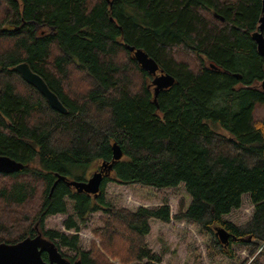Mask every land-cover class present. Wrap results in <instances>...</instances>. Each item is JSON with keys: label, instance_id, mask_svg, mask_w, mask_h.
I'll return each mask as SVG.
<instances>
[{"label": "trees", "instance_id": "16d2710c", "mask_svg": "<svg viewBox=\"0 0 264 264\" xmlns=\"http://www.w3.org/2000/svg\"><path fill=\"white\" fill-rule=\"evenodd\" d=\"M262 1L0 0V155L24 164L0 173V243L40 231L59 249L77 251L82 264H109L93 248L82 250L78 233L45 229L47 217L67 213L72 202L66 229L79 232L102 211L108 216L97 232L120 243L123 261L160 264L145 236L150 220L171 221L170 205L114 208L105 188L184 184L192 200L175 218L214 237L225 228L229 246L260 241L243 264H264V56L252 37ZM127 45L144 50L174 83L156 96L153 76ZM23 61L67 112L13 69ZM104 164L111 169L97 195L66 180L54 186L59 176L86 180ZM245 194L255 205L250 220H225Z\"/></svg>", "mask_w": 264, "mask_h": 264}, {"label": "rangeland", "instance_id": "374dc122", "mask_svg": "<svg viewBox=\"0 0 264 264\" xmlns=\"http://www.w3.org/2000/svg\"><path fill=\"white\" fill-rule=\"evenodd\" d=\"M95 165L90 169L91 177L97 171ZM105 199L112 207L135 211L141 206L155 208L167 203L170 205L172 217L170 222H163L158 219L150 220V232L145 236L147 246L162 258L160 264H243L249 259L252 260V253L260 241L250 240L248 244L235 242L229 247L232 256L222 252L221 247L215 241L220 239L217 235L203 229L199 225L189 222L186 219L175 218L182 210H185L191 203V196L185 189L184 184L177 187L156 188L140 184H122L119 182H108L105 188ZM255 205L251 202L249 194L243 195L242 205L233 209L224 219L236 225L247 223L253 215ZM69 215H74L73 204L69 202L67 213H58L48 216L45 220V229H57L66 234H79V245L82 250H95V255L102 258L109 264H130L123 261L120 243L110 244L102 240L97 230L105 225L104 219L108 214L98 211L90 213L85 221L80 223V231L68 230L64 221ZM104 236V235H103ZM247 239V236L244 237ZM221 241V240H220ZM221 244H223L221 242ZM264 246V243L262 244ZM60 250L64 256L71 260L79 259L77 251L61 246ZM259 249L256 251V254ZM71 260V261H74ZM264 263V256L261 258Z\"/></svg>", "mask_w": 264, "mask_h": 264}, {"label": "water", "instance_id": "95a60500", "mask_svg": "<svg viewBox=\"0 0 264 264\" xmlns=\"http://www.w3.org/2000/svg\"><path fill=\"white\" fill-rule=\"evenodd\" d=\"M252 37L257 44L258 52L264 56V0L262 1V16L260 18L259 30L255 31ZM126 47L134 54L141 67L153 76L152 84L154 85L156 96L161 89L168 88L174 83V77L162 70L156 60L150 57L144 50L137 49L131 45H127ZM13 69L18 71L27 82L38 88L53 108L67 112V108L61 102L58 95L50 89L44 78L35 72L28 62H20ZM113 150L114 160L121 159L123 151L116 142L113 144ZM104 166L106 164L100 167V170L93 172L92 176L86 180H69L65 176H59L54 186L59 180H66L69 185L76 188L79 192L97 195L100 193L104 176L109 174L111 169V166H109L108 170H106ZM23 168L24 164L22 162L6 155H0V173H13ZM216 235H218L224 244L228 243L230 233L225 228L217 227ZM44 252L48 253L47 260L43 258ZM0 264H82V261L80 259L69 260L62 254L54 241L45 237L39 231L35 236L26 237L17 243L1 242Z\"/></svg>", "mask_w": 264, "mask_h": 264}, {"label": "flooded vegetation", "instance_id": "af4514ba", "mask_svg": "<svg viewBox=\"0 0 264 264\" xmlns=\"http://www.w3.org/2000/svg\"><path fill=\"white\" fill-rule=\"evenodd\" d=\"M153 88H154V85H153ZM97 170H100V169H97ZM44 253H47V252H44ZM63 254V253H62ZM47 255H48V253H47Z\"/></svg>", "mask_w": 264, "mask_h": 264}, {"label": "bare ground", "instance_id": "6f19581e", "mask_svg": "<svg viewBox=\"0 0 264 264\" xmlns=\"http://www.w3.org/2000/svg\"><path fill=\"white\" fill-rule=\"evenodd\" d=\"M257 45V44H256ZM258 50V49H257ZM263 56V55H262Z\"/></svg>", "mask_w": 264, "mask_h": 264}]
</instances>
